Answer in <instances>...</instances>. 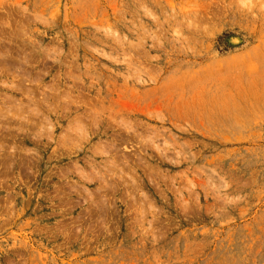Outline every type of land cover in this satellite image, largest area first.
Listing matches in <instances>:
<instances>
[{
    "label": "rangeland",
    "instance_id": "1",
    "mask_svg": "<svg viewBox=\"0 0 264 264\" xmlns=\"http://www.w3.org/2000/svg\"><path fill=\"white\" fill-rule=\"evenodd\" d=\"M0 264H264V0H0Z\"/></svg>",
    "mask_w": 264,
    "mask_h": 264
},
{
    "label": "bare ground",
    "instance_id": "2",
    "mask_svg": "<svg viewBox=\"0 0 264 264\" xmlns=\"http://www.w3.org/2000/svg\"><path fill=\"white\" fill-rule=\"evenodd\" d=\"M1 52H3V51H1ZM3 55H5V54H3Z\"/></svg>",
    "mask_w": 264,
    "mask_h": 264
}]
</instances>
